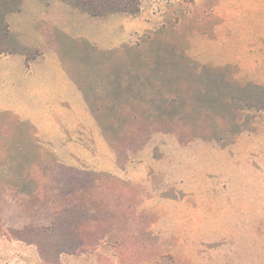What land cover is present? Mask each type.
<instances>
[{"label": "rangeland", "instance_id": "1", "mask_svg": "<svg viewBox=\"0 0 264 264\" xmlns=\"http://www.w3.org/2000/svg\"><path fill=\"white\" fill-rule=\"evenodd\" d=\"M253 1L142 3L154 16L152 29L166 23L177 28L168 41L184 44L192 67L199 71L205 66L224 67L228 75L255 82L249 77H253L254 43L247 36L252 31L232 29L228 21L232 10L237 27L240 19L253 17ZM247 10L250 15L243 13ZM67 46L66 68L89 89L87 102L100 108L99 102L108 97L91 91L95 90L91 83L100 77L98 67L83 54L84 47H75L82 51L77 56L70 42ZM8 71L7 78L0 73V88L10 95H0V105L21 104L24 96L19 90L29 78L15 66ZM28 90L25 108L57 115L42 108L45 97ZM67 93L61 96L70 98ZM196 94L192 92L190 103L201 110L190 113L184 108L167 125H133L124 119L113 123L103 117L100 121L90 108L104 141L85 125L87 136L80 145L87 156L75 166L58 159L30 124L12 112H0V264H43L30 252L10 256L2 247L7 242L4 234L11 239V230L18 226L50 224L54 207H66L74 190L75 195L109 201L116 210L113 196L118 197L119 188L103 185L96 190V184H88L99 173L115 176L124 185L132 207L126 213L118 209V220L112 222L115 230L95 249L64 253L62 264H264V111L243 108L229 115L216 95L204 99ZM156 104L160 108V101ZM70 107L67 119L79 117L78 108ZM90 188L92 195L85 192Z\"/></svg>", "mask_w": 264, "mask_h": 264}, {"label": "trees", "instance_id": "2", "mask_svg": "<svg viewBox=\"0 0 264 264\" xmlns=\"http://www.w3.org/2000/svg\"><path fill=\"white\" fill-rule=\"evenodd\" d=\"M65 1L93 16L118 12L135 15L141 10V0ZM18 2L0 0V54H24L34 58L39 51L21 46L7 21L8 13L17 9ZM176 29L166 23L148 31L132 45L102 51L90 46L84 48L83 53L90 56L88 58L94 61L100 74L95 84L91 83V88L95 89L91 91L108 97L105 102H99L100 108L94 107L88 100L92 112L100 121L106 118L116 123L124 119L133 125L157 122L167 125L173 123L184 108L190 113L201 110L190 103L195 97L192 92H197L196 95L204 99L216 95L229 115L239 113L243 108L264 111V84L228 75L224 67L205 66L202 71L192 67L184 44L168 41L170 36L177 34ZM72 76L89 95V89L78 80L77 73ZM119 100L124 104L118 106ZM158 101L160 108L156 104ZM88 184H96V190L103 185L113 190L119 188L118 197L113 196L116 210L109 201L88 198L85 192L92 195L93 188L83 193L87 198L82 194H73L74 190L69 194L72 198L66 202V207H54L55 219L50 224L24 225L13 229L11 239L35 245L43 264H62L60 259L64 253L79 254L95 249L110 231L115 230L112 222L115 218L118 220L119 210L124 209L126 213L132 207L133 199L115 176L99 173ZM125 185L133 189L132 185Z\"/></svg>", "mask_w": 264, "mask_h": 264}, {"label": "crops", "instance_id": "3", "mask_svg": "<svg viewBox=\"0 0 264 264\" xmlns=\"http://www.w3.org/2000/svg\"><path fill=\"white\" fill-rule=\"evenodd\" d=\"M18 1L17 9L7 15L10 29L21 46L37 49L39 54L34 58H28L24 54H0V73L7 78L8 70L14 66L18 68L24 77L29 78L28 83L21 86L20 95L25 97L30 93L28 89H33V94L45 97L41 103L42 108L50 112L55 110L60 120H56L58 117L50 113L42 115L37 110L25 108L24 97L21 104L0 105V112H12L22 122L30 124L35 128L40 142L49 146L58 159L64 164L75 166L87 156L85 147L80 145L86 140L85 125L92 127L94 137L98 140L104 141V135L99 122L91 114L84 91L66 68L67 44L70 42L73 45L70 47H73V53H77V56L82 55L81 50L75 49L79 46L86 49L94 47L102 51L125 44L132 45L152 30L154 16L152 11L144 9L142 0L141 10L135 15L118 12L104 16L90 15L65 0H34L33 5L28 3L29 0ZM232 11L228 16L229 24L233 25L231 28L248 29L254 33L247 36L254 43L253 77H249L254 78L255 83L264 84V0L253 1V9L250 10L253 17L240 19L238 27L233 23L235 14ZM250 12L247 10L243 13L250 15ZM107 25L110 26L106 30ZM76 43H79L78 46ZM250 43L251 41L246 45ZM66 91L70 98L61 96H66ZM3 94L10 95L0 88V95ZM70 104L81 112L79 117L67 119V115L73 110ZM82 117L87 121H83ZM4 237L7 242H2V247L10 256L30 252L32 258L39 259L35 245L10 239L7 234Z\"/></svg>", "mask_w": 264, "mask_h": 264}]
</instances>
